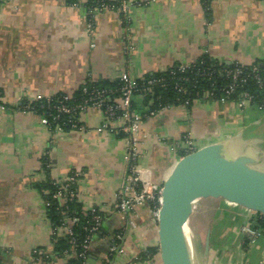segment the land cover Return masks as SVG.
I'll return each instance as SVG.
<instances>
[{"label":"crops","instance_id":"crops-1","mask_svg":"<svg viewBox=\"0 0 264 264\" xmlns=\"http://www.w3.org/2000/svg\"><path fill=\"white\" fill-rule=\"evenodd\" d=\"M89 1L0 0V264H67L69 255L53 250L64 231L52 227L38 185L73 169L80 170V208L103 214L85 264H165L150 206L116 208L127 174L118 122L105 128L102 111L88 107L79 127L58 130L22 103L72 96L87 80L112 82L123 73L136 80L202 55L264 61V0H126L125 15L111 7L92 15ZM139 117L135 162L155 183L187 151L185 139L194 149L228 140V154L252 152L264 169V111L254 105L201 98ZM212 200L206 225L201 216ZM258 213L222 195L195 200L187 224L195 214L200 264H264V232L253 229Z\"/></svg>","mask_w":264,"mask_h":264},{"label":"trees","instance_id":"trees-1","mask_svg":"<svg viewBox=\"0 0 264 264\" xmlns=\"http://www.w3.org/2000/svg\"><path fill=\"white\" fill-rule=\"evenodd\" d=\"M72 1V0H68ZM207 6L208 2L203 1ZM114 4L116 1L109 0H90L88 6ZM180 64H174L166 70L146 74L135 80V87L131 100V109L139 116H144L150 111H158L166 106L178 104L190 105L193 100L207 98L219 100L236 101L241 93L247 92L250 96V104L260 106L264 111V86L258 83L259 78L264 79V61L256 60L251 64L244 65L236 62H222L211 59L207 55H202L196 61L186 65L183 70L179 69ZM235 68L240 69L238 75H233ZM149 81H152L149 83ZM123 82L118 79L115 81H90L87 80L67 101L73 104L89 97V91L98 89L105 90L107 103L117 102L120 99L121 87ZM86 88V91H84ZM231 88V89H230ZM61 95L53 97V102L60 99ZM140 99L139 105L136 102ZM52 103L45 101H35L32 103L37 113L46 115L53 114ZM69 115H60L57 122L64 128H69ZM53 121L52 118H50ZM122 136L121 133H117ZM187 151L184 152V154ZM44 192L46 204V215L53 228L60 226L65 217H76L77 221L72 225V235H63L55 241L53 250L57 253H63L69 250V240H74V246L77 252L82 250V243L88 234V227L92 223V215L99 213L96 211L84 212L76 201V197L60 202L53 195L58 189V185L51 180L38 185ZM256 225L253 229H260L264 232V212L256 216ZM101 224V223H100ZM100 227V225H99ZM98 230L95 232L97 233ZM94 233V234H95ZM93 234V235H94ZM92 235V236H93ZM88 251L86 252V256ZM81 259L69 257L67 264L80 263ZM85 261V259H84Z\"/></svg>","mask_w":264,"mask_h":264},{"label":"water","instance_id":"water-1","mask_svg":"<svg viewBox=\"0 0 264 264\" xmlns=\"http://www.w3.org/2000/svg\"><path fill=\"white\" fill-rule=\"evenodd\" d=\"M218 141L181 156L162 184L161 250L165 264H200L187 219L195 200L217 194L264 212V169L252 152L228 154Z\"/></svg>","mask_w":264,"mask_h":264},{"label":"built area","instance_id":"built-area-1","mask_svg":"<svg viewBox=\"0 0 264 264\" xmlns=\"http://www.w3.org/2000/svg\"><path fill=\"white\" fill-rule=\"evenodd\" d=\"M205 2H210V0H203ZM102 7L115 8L122 15H125L128 9V4L126 0L116 1L114 4H102L89 6L88 12L90 14L96 13ZM238 63V62H236ZM186 65H179V69L183 70ZM233 75H238L240 73L239 68H235ZM120 80L123 82L121 87L120 99L117 102L107 103L105 97V90L94 89L89 91V97L82 99L79 102L68 104L67 101L72 98L70 95H61L60 99L53 102V97H47L40 101H45L46 103H52L51 109H53V114H43L37 113L34 109L32 103L26 102L22 103L19 108L23 111H32L40 115L41 123L51 126L55 129L61 130L64 127L57 122L60 115H69L68 120L69 128L79 127V115L85 111L88 107H95L102 111L104 116L103 127L109 128L110 122L117 121L118 125L114 128L116 133H121L122 138L126 143V160H127V174L123 181L122 186L117 191V210L122 213H128L135 205L148 204L151 208L152 219L158 223L160 219V205H161V193L162 185L151 181L147 177L148 171L141 169L136 164L137 156V142L136 134L139 128V114L131 109V100L133 96V91L135 87V80L128 77L126 73L121 74ZM152 81H149L151 83ZM258 83L264 86V79L259 78ZM231 89V88H230ZM86 91V88H84ZM251 96L247 92L241 93L240 97L235 101L237 107L243 108L250 104ZM225 98L219 99V101H225ZM256 106V105H254ZM170 107V106H166ZM257 109L261 110L260 106H256ZM165 108V107H163ZM52 118L53 121L50 119ZM111 128V130L114 131ZM185 149L187 153L195 150L194 144L190 139H185ZM80 176L79 169L71 170L63 179L53 180L54 184L58 185V189L54 193V197L60 200L64 204L65 201L71 200L76 197V182ZM103 219V214L94 213L92 215V223L88 227V234L86 235L85 241L82 243V250L77 252L74 246V240L71 238L69 240L70 248L65 250L64 253L69 255V257H74L75 259H81L80 263L75 264H85L86 252L88 251L90 242L92 240V235L98 230L99 225ZM76 217H65L62 220L59 227L63 229L64 235H72V225L76 223ZM119 253H124V248L121 246L116 247Z\"/></svg>","mask_w":264,"mask_h":264},{"label":"rangeland","instance_id":"rangeland-1","mask_svg":"<svg viewBox=\"0 0 264 264\" xmlns=\"http://www.w3.org/2000/svg\"><path fill=\"white\" fill-rule=\"evenodd\" d=\"M41 120V118H40ZM184 145V144H183ZM216 203L214 202V200H212L209 204H208V208H207V211L201 216V218L203 220H205L206 222V225H208L210 222L209 218L211 217V214H212V211H213V208L215 207ZM197 217V216H196ZM195 217V214L193 216V220H189L188 222V227H189V230L193 233V230H192V227L194 225V221L196 219ZM191 221V222H190ZM193 240H194V245H195V248H196V252H201L202 250V241H198L199 239L197 237H194V233H193Z\"/></svg>","mask_w":264,"mask_h":264},{"label":"bare ground","instance_id":"bare-ground-1","mask_svg":"<svg viewBox=\"0 0 264 264\" xmlns=\"http://www.w3.org/2000/svg\"><path fill=\"white\" fill-rule=\"evenodd\" d=\"M189 218V217H188ZM187 221H188V219H187ZM191 222V221H190Z\"/></svg>","mask_w":264,"mask_h":264}]
</instances>
